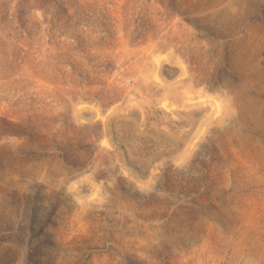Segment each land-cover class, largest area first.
Returning <instances> with one entry per match:
<instances>
[{
    "label": "rangeland",
    "instance_id": "obj_1",
    "mask_svg": "<svg viewBox=\"0 0 264 264\" xmlns=\"http://www.w3.org/2000/svg\"><path fill=\"white\" fill-rule=\"evenodd\" d=\"M0 264H264V0H0Z\"/></svg>",
    "mask_w": 264,
    "mask_h": 264
}]
</instances>
